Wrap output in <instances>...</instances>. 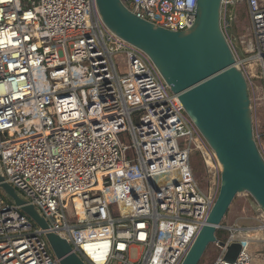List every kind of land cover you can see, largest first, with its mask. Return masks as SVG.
Returning a JSON list of instances; mask_svg holds the SVG:
<instances>
[{"label":"built area","instance_id":"obj_1","mask_svg":"<svg viewBox=\"0 0 264 264\" xmlns=\"http://www.w3.org/2000/svg\"><path fill=\"white\" fill-rule=\"evenodd\" d=\"M120 2L172 32L198 18L199 0ZM243 7L250 30L239 38ZM222 28L248 84L264 83V0H224ZM192 148L219 168L208 192ZM213 156L154 62L105 25L96 0H0V175L48 223L0 188V264H61L50 236L86 264H182L219 194ZM253 219L222 225L214 264H264L250 252L264 250V213ZM233 243L242 250L226 261Z\"/></svg>","mask_w":264,"mask_h":264},{"label":"water","instance_id":"obj_2","mask_svg":"<svg viewBox=\"0 0 264 264\" xmlns=\"http://www.w3.org/2000/svg\"><path fill=\"white\" fill-rule=\"evenodd\" d=\"M223 1L199 0L195 26L172 32L136 17L120 0H96L105 25L154 62L221 165L217 200L182 264H200L212 244L225 246L217 232L240 195L249 194L253 208L264 213V157L254 133L249 84L222 28ZM0 188L39 226L48 227L1 175ZM50 240L61 264H86L70 254L66 241ZM241 250L233 243L225 260L235 261Z\"/></svg>","mask_w":264,"mask_h":264},{"label":"rangeland","instance_id":"obj_3","mask_svg":"<svg viewBox=\"0 0 264 264\" xmlns=\"http://www.w3.org/2000/svg\"><path fill=\"white\" fill-rule=\"evenodd\" d=\"M233 14H238V8L233 10ZM250 30V20L247 13V8L243 7L239 10V23L237 27H234L233 34L237 37L248 35ZM232 33V32H231ZM241 56H243L240 53ZM118 58V56L116 57ZM118 60H120L118 58ZM120 65L124 66L120 62ZM253 65L252 67H254ZM252 69V68H251ZM126 72V70L124 71ZM250 92H251V100H252V117H253V127L254 133L256 137V141L258 147L264 157V83L261 81H251L249 84ZM127 139V138H126ZM206 149L208 152L212 153V149L207 145L206 141ZM214 157V156H213ZM193 162V170L195 173V177L199 182L201 188L208 192L210 188H214V184L218 182V170L211 169L205 163L203 158V154L201 151H195L192 156ZM214 164L217 167V164L214 160ZM253 198L250 195H240L233 202L232 206L229 209V212L226 218L223 221L225 226H231L237 223L241 228H254L260 222L254 220L253 217H257L259 211H256L252 206ZM226 231V230H225ZM229 235V232L226 231L224 237L222 239H226ZM222 248L218 244H212L206 251L202 261L200 264H214L217 258L220 255V251ZM260 250V251H259ZM259 252H264L262 246L260 244L253 245L251 247L250 252L252 254H256ZM132 257H135V253H133Z\"/></svg>","mask_w":264,"mask_h":264},{"label":"bare ground","instance_id":"obj_4","mask_svg":"<svg viewBox=\"0 0 264 264\" xmlns=\"http://www.w3.org/2000/svg\"><path fill=\"white\" fill-rule=\"evenodd\" d=\"M252 66L253 65L249 66V69L253 68ZM199 147H201V146L199 145ZM194 153H195V148L190 149V157H191L192 162H193L192 156H193ZM209 168L212 171L213 167L211 165L209 166ZM6 191H7L8 194H10L9 193V189H6Z\"/></svg>","mask_w":264,"mask_h":264},{"label":"trees","instance_id":"obj_5","mask_svg":"<svg viewBox=\"0 0 264 264\" xmlns=\"http://www.w3.org/2000/svg\"><path fill=\"white\" fill-rule=\"evenodd\" d=\"M225 233H226L225 230L219 229L218 232H217V237L219 239H222L224 237Z\"/></svg>","mask_w":264,"mask_h":264}]
</instances>
